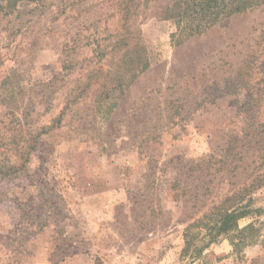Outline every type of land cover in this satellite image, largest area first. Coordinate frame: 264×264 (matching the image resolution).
Instances as JSON below:
<instances>
[{
    "label": "rangeland",
    "instance_id": "rangeland-1",
    "mask_svg": "<svg viewBox=\"0 0 264 264\" xmlns=\"http://www.w3.org/2000/svg\"><path fill=\"white\" fill-rule=\"evenodd\" d=\"M173 1L0 0V264H264L184 253L264 174V5L180 41Z\"/></svg>",
    "mask_w": 264,
    "mask_h": 264
},
{
    "label": "trees",
    "instance_id": "trees-1",
    "mask_svg": "<svg viewBox=\"0 0 264 264\" xmlns=\"http://www.w3.org/2000/svg\"><path fill=\"white\" fill-rule=\"evenodd\" d=\"M262 5H264V0H174L160 12L159 18L176 22L179 31L177 36L181 41L202 35L226 19L253 11ZM262 54L264 53L254 54V58L250 56L240 68L238 75L245 77L250 71L257 68L258 73L261 74L259 83H264V55ZM146 68L145 65L143 69ZM243 77L242 80L240 79L241 85L247 88L248 81L243 82ZM258 96V92L255 97H253V93L248 94L252 102H255ZM234 143H237V141H234ZM16 170L13 164L10 165L0 161V182H4ZM263 186L264 174H261L254 179L248 188L242 189L238 194L234 193L220 206L215 207L210 215H206L198 222L190 225L185 234L184 253L187 254L195 244L191 231L199 228V225L206 228L207 233L205 236L209 239L206 246L226 240L233 248L232 254L237 258L242 259L245 250L249 247L261 245L264 248V221L261 219L264 209L261 207L254 208L252 198L246 204L243 203L249 193ZM229 203L233 205L225 207ZM246 218H250L252 221L245 227H241L240 221ZM205 220L208 221L204 223ZM194 246L197 254L202 255L204 247ZM225 256L224 253L219 255L210 253L204 255L199 264H211L212 258L219 262Z\"/></svg>",
    "mask_w": 264,
    "mask_h": 264
}]
</instances>
